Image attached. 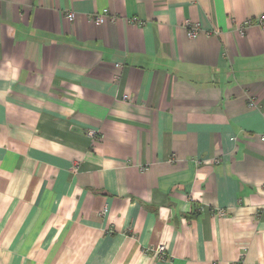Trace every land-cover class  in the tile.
Segmentation results:
<instances>
[{
  "label": "crops",
  "instance_id": "1",
  "mask_svg": "<svg viewBox=\"0 0 264 264\" xmlns=\"http://www.w3.org/2000/svg\"><path fill=\"white\" fill-rule=\"evenodd\" d=\"M263 13L0 0V264H264Z\"/></svg>",
  "mask_w": 264,
  "mask_h": 264
},
{
  "label": "built area",
  "instance_id": "2",
  "mask_svg": "<svg viewBox=\"0 0 264 264\" xmlns=\"http://www.w3.org/2000/svg\"><path fill=\"white\" fill-rule=\"evenodd\" d=\"M106 15H107V10H103L102 13H99V14H96L94 16V22L96 24H100V23H103L105 20H106ZM67 17L69 19H73L74 18V13L73 12H69L67 13ZM111 19H114V17H112ZM257 23L262 27L264 28V13L259 15V17L257 18ZM185 25L188 26L187 27V34L189 37H195L199 31H200V28H199V24L196 23V22H191V21H185ZM249 105L250 106H253L254 105V102L252 99L249 100ZM88 135L91 136L92 138H96L97 137V134L95 133V131H88ZM220 215L224 214V210L223 209H220L217 211ZM164 250H165V247L163 245H160L158 247V251L161 253V254H164Z\"/></svg>",
  "mask_w": 264,
  "mask_h": 264
}]
</instances>
